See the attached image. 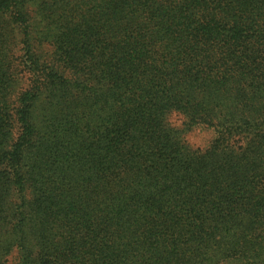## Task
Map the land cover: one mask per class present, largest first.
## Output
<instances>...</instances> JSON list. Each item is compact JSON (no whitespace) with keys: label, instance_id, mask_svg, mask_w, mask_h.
Returning a JSON list of instances; mask_svg holds the SVG:
<instances>
[{"label":"trees","instance_id":"obj_1","mask_svg":"<svg viewBox=\"0 0 264 264\" xmlns=\"http://www.w3.org/2000/svg\"><path fill=\"white\" fill-rule=\"evenodd\" d=\"M0 264H264V0H0Z\"/></svg>","mask_w":264,"mask_h":264},{"label":"rangeland","instance_id":"obj_2","mask_svg":"<svg viewBox=\"0 0 264 264\" xmlns=\"http://www.w3.org/2000/svg\"><path fill=\"white\" fill-rule=\"evenodd\" d=\"M21 86H24V85H21ZM173 116H175V115H173ZM175 118H172L171 120L173 121ZM11 261H12V259H11Z\"/></svg>","mask_w":264,"mask_h":264}]
</instances>
